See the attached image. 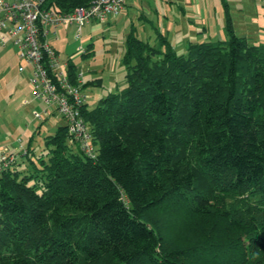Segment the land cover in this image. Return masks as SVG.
<instances>
[{
  "label": "trees",
  "instance_id": "1",
  "mask_svg": "<svg viewBox=\"0 0 264 264\" xmlns=\"http://www.w3.org/2000/svg\"><path fill=\"white\" fill-rule=\"evenodd\" d=\"M226 19L181 55L130 30L126 86L81 110L95 157L63 125L0 172V264H264V44Z\"/></svg>",
  "mask_w": 264,
  "mask_h": 264
},
{
  "label": "rangeland",
  "instance_id": "2",
  "mask_svg": "<svg viewBox=\"0 0 264 264\" xmlns=\"http://www.w3.org/2000/svg\"><path fill=\"white\" fill-rule=\"evenodd\" d=\"M131 1L132 6L136 4L139 9L148 7L153 15H160L158 25L155 16L149 20L154 22L157 33L169 31V43L176 47L178 55L185 54L180 40H183V44L189 34L197 36L199 43L227 40V16L236 36L248 38L252 45L264 44V0ZM124 2L129 4L130 0ZM104 23L85 24L78 38L73 26L66 30L62 28L56 35L49 34L46 37V42L59 62V68L65 72L67 63H70L75 66L77 74L81 75V91L90 108L111 90H121L126 86L125 69L121 64L124 27L122 24L107 26ZM132 28L138 32L139 39L154 43L156 34L148 22L142 19ZM147 31H150V37ZM89 45L93 55L84 56ZM20 65L23 63L19 59L18 49L8 42L4 49H0V152L9 146L10 151L6 153L16 154L29 149L28 156H21L23 161L16 166L23 173L29 159L36 161L38 155L47 153L44 138L53 135L63 120L53 103L52 110H49L44 97L37 99L34 96L35 89L30 82V75L25 71L20 73Z\"/></svg>",
  "mask_w": 264,
  "mask_h": 264
},
{
  "label": "built area",
  "instance_id": "3",
  "mask_svg": "<svg viewBox=\"0 0 264 264\" xmlns=\"http://www.w3.org/2000/svg\"><path fill=\"white\" fill-rule=\"evenodd\" d=\"M44 1L0 0V49H4L8 42L18 49L19 59L23 63L19 72L25 71L30 75L34 96L37 99L44 97L49 110H52V103L56 106L71 142L77 144L84 155L94 158L90 131L81 114L85 104L81 91L82 77L77 74V84L70 81L67 71L59 68L46 37L55 34L56 28L73 26L78 38L85 24L104 23L109 17H118L123 10L124 0H91L88 6L77 7L69 13L47 9L43 6ZM34 116L38 117L36 114ZM25 153L24 150L8 155L0 152V172Z\"/></svg>",
  "mask_w": 264,
  "mask_h": 264
},
{
  "label": "crops",
  "instance_id": "4",
  "mask_svg": "<svg viewBox=\"0 0 264 264\" xmlns=\"http://www.w3.org/2000/svg\"><path fill=\"white\" fill-rule=\"evenodd\" d=\"M132 5H133V3H132L131 0H130V3L129 4L127 2H124V6H123V10H122L121 14L118 17H116V18L115 17H109L104 24L107 25V26H112V25L113 26H118L119 24H122L123 27H124V29H123L124 30L123 31V37H124V40H125L126 35L130 32V30L135 25V23L137 21H140V20L143 19L145 22H148L149 23V25L152 28L153 33L156 34V32L158 30H155V27L156 26H154V22L151 21V20H149V19L152 18V16H155L156 17V23L158 25V19H159L160 15H158V13H155V15H153L152 10L150 8H148V7H141V9H139L136 6V4H134V6H132ZM138 11H140L141 13L138 14L137 13ZM164 17L166 19V16H164ZM195 17L198 19L197 16H195ZM195 26H197V25H195ZM60 29H62V28H56L55 29V34H53V35H56L57 34V31L60 30ZM64 30H66V29H64ZM136 33H137V35H139L138 32H136ZM146 33H147V35L149 34L148 37H150V31H147ZM163 35H165L168 38V41H169V35H170L169 31H166V33H164ZM182 41L183 40H180V45L186 51L187 43L188 42H197L198 41V37L195 36L194 34H189L188 35V38H186V40H184V43L183 44H182ZM171 46L173 47V44H171ZM173 49L175 50L176 47L174 46ZM175 52H176V50H175ZM117 89H119V88H116V90ZM111 92H114V91L111 90ZM63 125H65L64 121H63L62 124H60V126H63ZM10 148L11 147L9 146V147H6V148L2 149L1 151L3 152V150H4L3 153H5V154H13L12 152L11 153H6L5 152V151H10ZM21 161H23V159L21 157H18L17 160H16V164L18 162L20 163Z\"/></svg>",
  "mask_w": 264,
  "mask_h": 264
},
{
  "label": "bare ground",
  "instance_id": "5",
  "mask_svg": "<svg viewBox=\"0 0 264 264\" xmlns=\"http://www.w3.org/2000/svg\"><path fill=\"white\" fill-rule=\"evenodd\" d=\"M86 104V103H85Z\"/></svg>",
  "mask_w": 264,
  "mask_h": 264
}]
</instances>
